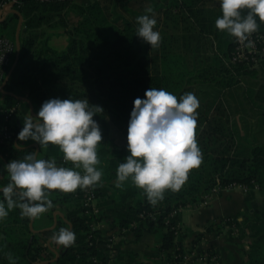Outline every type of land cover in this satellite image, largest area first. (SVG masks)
I'll return each instance as SVG.
<instances>
[{"label": "trees", "instance_id": "16d2710c", "mask_svg": "<svg viewBox=\"0 0 264 264\" xmlns=\"http://www.w3.org/2000/svg\"><path fill=\"white\" fill-rule=\"evenodd\" d=\"M80 4L18 0L14 6L23 19L20 54L0 91V107L17 109L10 124L11 138L0 143V188L9 182L4 166L36 151L34 147H21L17 141L29 113V104L19 98H26L35 114L50 98H87L103 136L97 148V167L103 175L93 185L99 214H90L71 192L60 190H49L52 207L34 218V230L40 229V219L51 227L53 213L59 208L63 217H56V226L51 230L32 232L31 217L22 216L19 207L10 209L8 216L0 220V264H108L111 251H118L113 264H123L125 259L127 264H143L135 262L136 254L123 250L120 243L112 244L94 222L111 230L135 231L141 226L155 231L158 244L143 256L156 264H182L185 255L195 253L201 235H196L191 247L185 245L190 234L178 226L180 212L200 207L214 188L223 189L233 183L247 187L246 201L259 195L263 205L252 213L249 222L220 219L208 225L206 232L217 229L230 238L224 233L225 224L237 229L246 226L249 236L241 249L240 264H264V145L240 143L233 112L227 113L220 97L239 85L242 76L254 78L259 71L264 73V60L257 68L230 62L237 38L229 34L222 43L215 40L225 36L215 24L222 15L219 0H96ZM149 8L153 12H146ZM144 14L157 20L154 30L162 37L157 48L136 35V18ZM17 23L18 16L10 13L0 30L14 44ZM258 23V30L252 34L264 36V21L258 19ZM55 32L66 38V47L60 51L49 45ZM14 59L15 56L6 75ZM171 60L180 63L184 76L181 88L175 90L178 100L186 92H193L199 99L195 135L203 159L189 171L179 191L166 190L164 199L152 205L144 190L131 180L117 187L116 172L129 154L127 129L133 101L143 98L150 87L165 89V62L170 64ZM205 93L208 98L200 99L199 94ZM112 121L122 131L118 142L110 136ZM34 142L30 139L24 145ZM38 147L43 158H55L62 166L64 154L59 146ZM173 213L177 214L172 216ZM61 228H70L76 240L71 246H63L56 259V253L46 243ZM202 252L210 253L204 249ZM218 261V257L212 262L208 259L207 264Z\"/></svg>", "mask_w": 264, "mask_h": 264}, {"label": "clouds", "instance_id": "9594fccd", "mask_svg": "<svg viewBox=\"0 0 264 264\" xmlns=\"http://www.w3.org/2000/svg\"><path fill=\"white\" fill-rule=\"evenodd\" d=\"M222 15L215 24L239 41H246L264 21V0H219ZM146 12L151 13L149 8ZM136 35L152 48L159 47L161 34L154 30L157 20L147 14L137 18ZM88 99L50 98L35 116L29 114L18 132V140L37 142L40 148L59 146L65 161L75 168L58 166L55 158H38L39 151L13 159L4 167L9 182L0 188V220L19 207L21 215L35 218L52 207L49 190L71 192L101 181L103 170L97 148L103 136ZM199 99L193 92L179 97L164 88L150 87L144 97H136L127 129L129 154L117 168V187L131 180L156 205L166 190L179 191L189 171L203 159L195 130ZM98 109H102L96 106ZM82 168L83 172L75 169ZM52 239L65 247L75 243L69 228H61Z\"/></svg>", "mask_w": 264, "mask_h": 264}, {"label": "crops", "instance_id": "0c3cea01", "mask_svg": "<svg viewBox=\"0 0 264 264\" xmlns=\"http://www.w3.org/2000/svg\"><path fill=\"white\" fill-rule=\"evenodd\" d=\"M86 1L89 0H79L80 3L81 2L85 3ZM63 39H64L63 41L60 40L59 42L55 43L56 47L52 46L50 44V41H49V45L53 49L60 51L66 47V38ZM258 75H261V82L259 85H255L254 83H257L256 78L258 77ZM258 75H256L254 78H250V80L252 79L251 81L253 83L249 85V91H250L249 94L247 93L242 94V91L244 89V78L249 79V77L247 76L244 77L242 76L240 79L241 80L240 84L230 89V90L235 89L236 91L241 90V93L235 94L234 97H232L230 94H228L230 90H227L224 92L226 94L224 100L221 99L223 105L227 110V113L233 112L234 117L232 118V120L233 123L235 124V130L240 138V143L244 142L243 144L246 145L255 144L252 141L251 142L249 141L251 140L249 138L250 137L249 135L243 137L242 133L243 131H246V127H247L246 133L249 134L253 133L254 128H257L260 124H263L264 127V73L259 71ZM256 87H258V89H256ZM246 91L247 90L245 89V92ZM245 105L247 106L244 107ZM247 107H249L252 110V113L248 111L246 113L243 112V109ZM254 110L256 111L257 113L256 115L258 117L254 116L253 114ZM29 114L35 116L30 112V108L28 115ZM260 118H262L263 121H261ZM16 122L19 125V120L16 119ZM17 141L21 147L23 146L34 147L39 151L38 149L39 145L36 142L24 145L28 143L30 139L28 141H20L17 139ZM246 141H248L250 144L249 143L247 144ZM262 142H264V139ZM40 158H43V156H40ZM262 205H263V201L259 195H256L255 198L251 201H246L245 195L242 192L236 190L230 192L222 191L214 195L211 199V202L207 206H203V207L200 206L197 208L191 207L182 210L180 212V217H179L180 222L178 226L181 227L182 229H185L190 234V237H188L184 241L185 245L187 246L188 243L190 242L192 244L196 235L200 234L201 240L200 243L197 244V248L195 249V252L199 251L197 249H204L205 246L216 247L218 249L217 252L219 253V256H221V258L218 257L219 261L222 260L224 258L222 257L223 256L222 240H225V238L229 240L231 238L221 233L208 234L206 232V228L208 227V225L220 219H225V218H233L238 223L241 224L244 221V217L245 218L251 217L252 213L255 210L261 208ZM57 216L63 217V214L59 208H56V210L53 213V223H54V218H56ZM34 224L35 221L33 220L32 230L35 232H41L53 226L52 225L51 227H46L48 224L45 221L40 220L37 222V227H39L40 229L34 230L33 229ZM29 228H30V223H29ZM98 228L104 236L113 238V244L120 243L121 248L123 250L129 253L136 254V258L134 259L135 262H142L143 264H156L152 260L147 259L146 257L143 256L144 253L150 251L158 244V238L156 236L155 231H149L148 229L143 228L141 226L135 231L125 230V229L120 230L119 228H114L113 230H111L108 226L104 225L103 223H98ZM137 233L139 234V237H137ZM46 245L49 246L51 251L55 252L57 255H59V253L62 251L63 248V245L56 243L53 239L48 240ZM117 254L118 251L110 252V258L108 264H113ZM127 261L128 260L125 259L123 264H127ZM158 264H168V263H164L161 261ZM186 264H201V263L192 259L190 262Z\"/></svg>", "mask_w": 264, "mask_h": 264}, {"label": "built area", "instance_id": "2783aa9c", "mask_svg": "<svg viewBox=\"0 0 264 264\" xmlns=\"http://www.w3.org/2000/svg\"><path fill=\"white\" fill-rule=\"evenodd\" d=\"M39 3H76L79 0H36ZM18 3V0H0V30L2 22L6 20L11 10ZM16 46L7 37L1 35L0 33V91H2L3 85L6 78V70L11 65L12 59L15 56ZM264 60V36L251 34L246 41H239L236 39L234 46V51L230 57V62L245 63L247 65H252V67H257L259 62ZM17 107H12L10 109L0 107V143L7 142L11 138L10 124L12 123ZM61 165L64 167L75 168L74 162L65 161L63 158L61 160ZM77 171L83 172L82 168L75 169ZM258 189V187H255ZM240 191L244 195L247 193V187L241 184H230L223 189L214 188L212 193L205 197L204 202L200 206H207L214 195L225 191ZM73 196L78 199L82 206L86 210L90 211V214L97 215L99 210L97 208V196L94 190V186H88L86 188L78 187L73 191ZM177 213H173L172 216ZM95 223V227L98 228V223ZM224 233H228L230 238H234L237 234V228L229 227L227 224L224 225ZM222 234V233H221ZM110 242L113 244V238L109 237ZM196 260L201 264H207V261H214L216 258H211L208 254H200V252L191 253L190 255L184 256V263L190 260Z\"/></svg>", "mask_w": 264, "mask_h": 264}, {"label": "rangeland", "instance_id": "374dc122", "mask_svg": "<svg viewBox=\"0 0 264 264\" xmlns=\"http://www.w3.org/2000/svg\"><path fill=\"white\" fill-rule=\"evenodd\" d=\"M93 1H96V0H89V1H86L85 3L81 2L80 5H86V4L92 3ZM5 30L6 29L4 28L3 31H5ZM20 31H21V29H20ZM223 33H224L225 36L218 37L216 39L214 38L216 40V42H218V40H221L220 42L222 43L227 38H229L228 37L229 34L226 31H223ZM19 35H20V33H19ZM63 38H65L63 34H61L59 32H55L51 36L49 41H50V44L52 46L56 47L55 43L59 42L60 40L63 41L64 40ZM211 40H213V39L211 38ZM165 64H166L165 65V70H166L165 75L166 76L164 77V79H165V89L167 91L175 94V90H177L176 87L177 88H181V85L184 82V76L182 74V68H181L180 63L178 61H176V60L173 61V62L171 60L170 64L166 61ZM171 64H178V65L175 67V65L172 66ZM256 79H257V83H254V84L255 85H259L260 82H261V75H258V77ZM251 80H250V78L249 79L248 78H244V89L242 91V94H244V93L249 94L250 93L249 85L251 83H253ZM258 87H256V89H258ZM245 89L247 90L246 92H245ZM238 93H241V90L240 91H236L235 89H233V90H230L228 94H230L232 97H234V95L238 94ZM225 95H226L225 93L221 94V96H220L221 99L224 100ZM203 97H207L208 98L206 93H205V95L204 94H199V98L200 99L203 98ZM211 98H213V97H211ZM247 105H249V104H247ZM247 105H245L244 107H246ZM247 111L252 113V110L249 107L243 109L244 113H246ZM253 114H254L255 117H258L256 115L257 113H256L255 110L253 111ZM260 120L263 121L262 118H260ZM111 125L112 126H111L110 136L112 137V139L116 140L117 142L122 140V131L119 129V127L117 125H115L113 123V121L111 122ZM246 131H247V127H246ZM246 131H243V133H242L243 137H246V136L249 135L250 136L249 138L251 139V140H249L250 142L252 141L253 143H255L257 145H263V143H264V142H262L263 139H264V127H263V124H260L257 128H254L253 133L249 134V133H246ZM246 143L248 144L249 142L246 141ZM40 156H43V155H40ZM40 156L38 158H40ZM109 191L112 193L113 189H109ZM71 193L73 194V191H71ZM246 220L250 221L251 217H246V218L244 217V221H246ZM239 229H237V231H239V234H237L234 238H231L229 240L227 238H225L226 241L222 240V244H223V246H222L223 256L222 257H224V258L222 260H220L219 262H217L216 264H240V260H241V257H242L241 256V253H242L241 249H242V247L244 248V242L248 239L249 231L246 228V226H243L242 228H239ZM209 233L210 234H212V233L213 234L214 233L217 234V233H219V231L217 229H213V231L212 232H208V234ZM243 234H244V236H243ZM187 247H191V242L188 243ZM196 248H197V246H196ZM197 250L200 251V254H203L202 249H197ZM204 250L210 251L209 255L211 256V258H216V257L221 258V256H219V253L217 252L218 249L216 247L205 246ZM186 263H182V264H186Z\"/></svg>", "mask_w": 264, "mask_h": 264}, {"label": "water", "instance_id": "95a60500", "mask_svg": "<svg viewBox=\"0 0 264 264\" xmlns=\"http://www.w3.org/2000/svg\"><path fill=\"white\" fill-rule=\"evenodd\" d=\"M11 13L16 14V15L18 16V23H17V28H16V34H15V46H16V52H15V59H14V62H13L12 66H11V68H10V70H9V72H8V74H7V76H6V78H5V83H4V85H3V88L5 87L6 83L8 82L9 77L11 76L13 70L15 69V67H16V65H17V62H18V57H19V54H20V40H19V33H20V29H21V25H22V21H23V19H22L20 13L17 12V11H15L14 9L11 10ZM9 95H11V94H9ZM19 99L26 101V102L29 104L30 112H31L32 114L36 115L35 113H33V108H32L31 103H30L26 98H19ZM36 151H38V150L36 149ZM36 151H35V152H36ZM33 220H34V218H31V219H30V229H31L32 232H35V231L32 230V223H33ZM55 225H56V218H54L53 226H52L51 228H47V229H45V230H51V229H53V227H55ZM45 230H43V231H45ZM57 257H58V255L56 254V259H57ZM43 263H44V262H43Z\"/></svg>", "mask_w": 264, "mask_h": 264}]
</instances>
